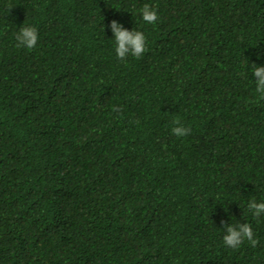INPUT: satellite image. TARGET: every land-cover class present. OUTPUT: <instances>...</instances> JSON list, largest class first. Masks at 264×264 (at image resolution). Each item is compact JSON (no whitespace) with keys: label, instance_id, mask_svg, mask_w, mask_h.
I'll use <instances>...</instances> for the list:
<instances>
[{"label":"trees","instance_id":"trees-1","mask_svg":"<svg viewBox=\"0 0 264 264\" xmlns=\"http://www.w3.org/2000/svg\"><path fill=\"white\" fill-rule=\"evenodd\" d=\"M112 20L141 58H117ZM252 63L264 0H0V264H264ZM221 221L258 245L225 246Z\"/></svg>","mask_w":264,"mask_h":264},{"label":"clouds","instance_id":"clouds-1","mask_svg":"<svg viewBox=\"0 0 264 264\" xmlns=\"http://www.w3.org/2000/svg\"><path fill=\"white\" fill-rule=\"evenodd\" d=\"M11 9L10 7V10ZM140 13L143 21L148 24H155L159 19L157 10L149 4H144L140 9ZM110 27L113 32L115 52L118 59L124 61L128 56L139 59L147 51L146 37L142 31L136 29L130 31L117 20H112ZM15 40L17 48L31 50L38 44V29L35 26H28L24 23V25L19 28V31L15 33ZM251 71L256 77L255 92L258 94L257 100H264V66L252 63ZM112 111L119 113L122 109L113 106ZM173 124L174 126L171 132L177 137H184L191 133V128L185 127L179 119L174 120ZM247 208L256 219L264 215V201L257 202V200L253 198L248 202ZM221 223L224 225L225 230V235L223 236L225 246L236 249L243 244L245 240H247L252 247L258 245L259 241L255 238L250 223L228 224L226 221H221Z\"/></svg>","mask_w":264,"mask_h":264}]
</instances>
